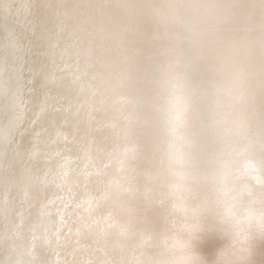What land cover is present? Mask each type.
<instances>
[{"label": "bare ground", "instance_id": "obj_1", "mask_svg": "<svg viewBox=\"0 0 264 264\" xmlns=\"http://www.w3.org/2000/svg\"><path fill=\"white\" fill-rule=\"evenodd\" d=\"M15 1L16 2L14 6H16V9H14L12 12H8L4 10L3 1L0 0V29L2 30L0 31V53H1L0 59H2L4 62L6 61L9 62L10 60H12L11 64L15 65L12 68L9 67L8 72L5 71L7 73L5 78L4 77L0 78V190H1L0 191V208H1L0 215L4 211H6V208L11 210V212H9L10 213L9 218L17 212L16 202H18L17 198H19L18 194H20L19 187H21V185L24 183L23 181L25 180L23 179L22 176L28 173H31V177L29 178L32 182H30L31 184L29 185V192L26 191L28 193L27 194L28 199L25 201L24 200L25 198H23L24 202L21 203V205L22 206L24 205L25 211H26L25 206L28 208V210L31 212L29 216L33 217V219L32 218L29 219V217H28L29 221L27 220L26 217H25L26 221L22 219L23 223L27 221H28L27 223H29L30 230L26 231L29 234V236L25 237L26 235V232H25L24 236H18L16 237L15 241L13 242L9 241V243L7 244H9L10 247H12V245L15 246L14 249H16L17 253L22 254V255H27V256L29 255L30 257H32V262H34V260L39 261V264H63V263L65 264H103V261L105 260V258L110 260L111 262L113 256L110 259H109V256L105 258L101 257L100 259L99 252L98 254H95V249L104 247V245L102 244V239L104 238H103V235L102 237L100 235V233L102 232L99 233L98 231L100 228H98L97 230L98 232H95L96 230H94L99 225V223H97L98 220L102 218V215H101L102 211L99 210L101 209L99 207H98L99 209L98 208L96 209H98L100 212L96 213L95 211H93L94 208H92L93 210L92 209L91 210L95 213V215L92 211H91L92 214L90 213L91 217L88 215L89 218L86 221L88 222L90 221L92 224L91 225L89 224L91 226V229L90 230L88 229L87 231H91V232L89 234L87 233L88 235L86 234L87 236H85V238H84V234H85L84 232L86 230L82 232L84 233L82 235L81 231L83 230V227L81 230L79 226L80 224L79 223L75 224L77 221L73 223L71 221H74V220H71L69 223H72V224L71 225L68 224V227H66L67 232H68L69 226H71L70 230H72L73 233L69 231L70 232L69 234L72 235L75 232H77V229L75 231L73 229L79 226L80 229H78V232L79 230H81L80 234L83 238L81 237L79 238L80 241L79 240L77 241L73 237L74 239L71 238L70 242L67 241V238H66L64 239V242H66V244L64 246L61 244L62 247L60 246L61 239L60 241H58L57 239L58 233L56 232V230H59L57 229L59 227V225H57L59 222L58 220L62 218V215L68 216L67 210L65 211L64 209L65 205H67V203L70 204V202L71 204H73L74 202L79 201V199L83 198L84 195L87 194L86 193L87 191L85 190L84 192L85 194L81 193L77 197L70 198V199L65 197L69 201H64L65 200L64 198L63 200L58 197L63 192L62 191L63 190L62 189L63 180L61 176V172H62L61 167L64 168L66 164H70L66 162V159H67L66 157H69V155L67 154L72 153L75 156L77 155L78 156L77 159H79L78 161H80L82 164L85 163L86 157L89 156V154H91L92 159L93 158L96 159L95 162L96 161L99 162V160H97V157H99V158H102V160L103 158H107L105 160H108V161H109L108 158H110L111 161L113 159V161H115L114 163H116L118 162L116 161L118 160L116 159V157H118L119 155L123 156L124 154L129 155V157L131 158L133 155L135 158H138L139 153L137 154L134 153L133 149L136 150V148L140 145L137 143V141H139L141 137H144V130H145V124H146L145 122L147 120L148 121L155 120V117L150 116V113L154 112L153 108L152 109L149 108L150 106L147 104V102H149V104L152 103L153 106L154 104L158 105L159 102L162 103V104L159 103V106L165 109V114H164L165 118L167 120L170 119L171 121H174L175 118H173V115L169 117V114H174L173 112L171 113L170 106L172 104L174 106L176 103L182 101V98H178V101H175L176 100L175 97L183 96L182 94L183 92L189 93V91H191L190 92L191 97H194L196 95V92L199 91L200 87H202V90L204 89L203 86H206L208 90L207 93L205 94L206 98L204 99L203 97H200V93H202V91L198 92L199 96L197 98L200 97L201 99L205 101L204 102L202 100L204 103L201 102L200 103L201 105L203 104L204 106L205 103H209L206 105L210 107L213 106L211 108V113L215 109L220 110V113L222 114V116H219L220 119H217V125H219L218 127L220 129L223 125L225 126V125L231 124L232 120H234V123H236L238 121L237 116L240 112L244 113L245 117L247 116L244 119L242 117L239 118L238 123L240 125L245 124L246 126L247 122L249 121L259 120V117H261V115H263L264 113V103H263L264 93L254 94L253 93L255 92L254 89L250 88L249 86H246V82L251 81L252 75L254 74L255 67L251 61L253 58H255V53H256L255 48H257V45H258L257 43L258 39L257 38L255 39V37L253 36V32L251 33L250 29H252L253 27V25L251 24L255 23L254 24L255 26H259L258 24L260 23L259 21L261 22L263 21L262 18H263L264 10L262 11V8H264V5L258 4L259 2H256L255 0H208V1L206 0L207 3L205 0H173L174 5L171 3H168V6L171 9L157 11V16H154L155 18L157 17V19H159L162 22L163 21L169 22L168 21L169 19H174L173 22H176L175 25L178 26L180 23V20H179L180 17L182 19V23H184L183 21L186 20V17H183V11L180 10V8H184V9L192 8V6L199 5L200 3H202L201 7L203 8L205 4L206 10L203 13L204 17L201 16L203 18H199V20L196 22V25L200 27L199 29L202 31L201 33L204 36L209 35L211 32L210 27L209 26L206 27L205 22L212 23L214 21H217L221 17L220 13L223 11V16L224 18L229 20L230 26L228 25L229 28L227 29L217 28L214 31L216 32V38H219L221 35L226 36L225 41L229 44L227 45V48H229V50H226L224 55H222L223 57L220 60V63L217 58L215 59L218 61L217 64L219 65V69L221 70H218V69L216 70L215 68L213 69L214 70L213 72V70H211L212 69L211 67L206 69L200 60L196 58L194 59L192 56H189L190 54H186V52L184 51L185 49L182 50L185 47V43L183 44H180V42L177 43L178 49H179L178 51H180V56H184L185 58L184 59L185 62L183 64V67L185 68H181L182 70L179 69L178 71L173 70V67L169 63L170 59L168 57V54L166 53L167 47L166 46L163 47V45L165 44V41L163 39L160 40L161 47L158 44L160 48L155 46L156 50L152 47H147L146 49V46H148V44L150 43H148L147 45H145V43H142V40H145V38L144 39L141 38L139 31H135L136 29L135 30L133 29V31L131 32L130 29H128L130 26H126L125 24L123 25L122 23H118L119 20H118V17H116L117 15L115 13H118L120 9L119 2L121 3V0H15ZM87 2H88V6L92 4H96L98 6L99 4V7H100V8L98 7L99 10L94 11L93 7L87 6ZM146 2L148 1L135 0V2L132 1L130 5L132 7V10L137 13V10L139 7L143 11H145ZM149 4L151 5L150 2ZM95 9H96V6H95ZM132 10L129 9L130 14H133ZM143 14L144 12H141L139 16H142ZM255 14L257 16L256 18H255ZM176 15H179L180 17ZM172 16H174V18ZM112 18H114L115 20L113 21ZM132 19L133 18H130V20ZM134 20L135 22L142 21L139 19H134ZM191 20L195 23V18ZM137 27L138 25L135 28ZM146 28L150 30L158 29L157 27H149V26H147ZM241 29H243L241 31L242 46L236 47L238 45H241V41L238 36V31H240ZM180 30L181 31L179 32H183L182 34L183 37H186V40L188 39V42L192 43L191 46H193L194 43H196V41L193 38L194 35L185 36L184 35L185 29L180 28ZM124 31H126L127 34L124 33ZM128 32L130 35L128 34ZM3 33L5 34L3 35ZM119 34L120 35L122 34L123 36L128 38L126 39L123 37L124 40L126 39V42H125L126 50H125L124 43L120 39H118V37L120 36ZM163 36H166L165 32ZM233 37H234V40L236 38L237 41L238 39L239 41L234 43V40H232ZM167 38L168 37H164V39H167ZM127 44L129 45V48L127 47ZM138 46L140 47L145 46V47L144 49H142V48H139ZM18 49L20 50V52ZM39 50H40V54L44 53L43 56L44 58L46 57V59L44 60L45 63L42 64V61H39V63L41 62L40 65L38 61L36 62V59L40 60V57H39L40 55L38 54ZM145 51L147 52L148 56L149 54L158 56V57L151 58L152 59L151 62L161 65V69H163L164 71L159 72V75L151 73V72H154V70L153 71H150V70L152 69L157 70V68H151L150 65L147 63L148 57L146 55H145L147 57L146 59L143 57V55L145 54ZM191 61H193L192 66H190ZM37 63L39 65L38 67L39 70L42 69V67L44 70L46 68L45 74L48 73L50 75L51 72H54L55 74L60 73L64 77V79L66 78V81H67L66 83L68 85L65 83V81L64 83L65 85H67L68 88L66 89L64 87L65 89L64 95H61L60 93L58 94L61 96V98H59V103H61L60 105L62 108L59 107L60 106L59 104H58V107L63 109L62 111L63 114L65 113V111L66 112L70 111L71 114H75L74 117L72 115V117L74 118L73 121L75 123L72 124L71 126L69 125L68 127H64L63 125V127H61L62 129L58 127L59 128L58 132H57L58 129H56V132L54 130L55 134H57V136H55L54 139H57V138L60 139L59 143L57 142V140L52 142L53 140L52 132L53 131L48 132L50 127L47 128L48 130L45 129L49 133L48 134L46 132L48 135L44 132V130L41 131L43 127L41 130L39 127L38 131L42 132L40 136L41 138L43 137L41 139L39 138V136H37L39 141L41 139L40 144L37 147H34L35 150L28 149L31 152H28V153L25 152L26 153L25 154L24 151H25V148H27V144H28L26 143V145H24L26 140L21 138L20 142L16 141L15 139L11 141L8 138L7 134L9 135L10 131H15V130L18 132V130L24 129V126L29 127L31 123L30 118L35 115V111H34L35 107L38 106L39 104L41 106L43 102V101L41 102L37 100L38 97L36 98V96L41 95L42 92L40 91V89L42 88H40V86L38 87L37 84L36 86L35 84H32L33 81L31 82L29 78V76L31 75L30 74L31 72L28 73V69L31 68L30 70H32L33 64H34V67H36ZM162 64H164V68ZM7 65L9 66L8 63L6 64V66ZM210 65H214V64L211 63ZM20 66H22V68ZM201 67L204 69H200ZM38 68L36 72H38ZM43 69L41 72L39 71L40 72L39 75H41V73L44 72ZM96 70H98L99 72L97 71L98 72L97 73ZM141 72L144 75L143 79H142ZM208 72L210 74L207 75ZM198 73L200 74V77H197ZM147 75H149V77ZM146 78H149V79H146ZM36 79L38 80V78ZM149 80H152V82L154 83V86H156L155 88H157V86L160 87L156 89L157 91L155 90L156 91L155 93L158 94V96L155 97V99L151 97V93L153 90L151 91L149 88L150 86H148V84L150 83ZM219 80H221L222 83ZM38 81H40V76H39ZM142 81L145 83V85L142 84ZM40 83L41 81L39 82V84ZM184 83L186 84V86L183 89L180 87V85H183ZM179 87L182 90L181 92H180ZM54 89H55V86H54ZM188 93L184 95H188ZM52 95L54 94H51V96ZM227 96L228 98L229 96H233L234 99L237 100L236 102L237 108L233 107V109H231V105L228 102ZM24 97L26 99L27 98L30 99L29 103H27L28 105V107L26 108L27 110L25 109V103L23 102V99L24 101H26ZM53 99H51V101ZM54 102H56V100ZM54 102L52 103V106L53 104H55L54 106H56L57 102L56 103ZM194 107L195 106H193V108ZM47 108H50V107H47ZM51 114L49 112L47 113V115H50V116ZM63 114H61V116ZM65 116H69V115H65ZM214 118H217V117H214ZM40 120L42 121L41 118ZM44 122H46L45 119H44ZM49 122H46V123L49 124ZM53 123L57 125V123H55L54 121ZM48 124L47 126H50V124L49 125ZM54 124L51 126H54ZM176 128L177 127H175V129ZM173 130H174V125L172 127V131ZM146 133H149L148 129H146L145 131V136H146ZM256 133L257 131L252 132L251 134L255 136ZM44 134H46L45 137H44ZM60 134H61V137H60ZM15 138H16V135H15ZM161 139L163 142L165 141V139L163 138ZM181 143L182 142H180V144ZM4 147H5V151H4ZM173 149H175V147L172 148V150ZM191 149H192V144H191ZM191 149L188 152L189 154L191 153ZM127 150H129V152ZM162 150L163 149L160 150L159 145L156 144V151L163 157L161 158L162 163L167 164L168 163L167 156L169 152L165 154ZM183 150L186 151L184 148ZM72 154H71V158L73 159L74 157H72ZM125 156L123 157L125 158ZM161 156L158 157V154L153 155V156L151 154L150 156V154L147 152L143 154V160L146 159L145 164L146 166H148L150 165V162L148 163L149 158H154L157 161H159ZM22 157H25V159L22 160L23 162L22 163L18 162L20 159H23ZM190 157L191 156H188V158ZM184 158L187 160L185 156ZM72 159L69 160L71 161V163L74 159L76 161V158H74L73 160ZM92 159L91 161H94ZM181 159H183V157ZM124 160L125 159H123L122 162ZM89 162L90 160H88L87 163L89 164ZM110 162H109V165H110ZM120 162H121V159L118 162V164ZM250 162H253V161L250 160ZM106 163L104 164V169H105ZM124 163H126V161ZM223 163L224 164H222V161H221L219 166L223 167L222 168L223 171H227L226 173L223 174L224 175L223 177L226 181H228L230 178L228 174V164H226V158L224 159ZM75 164L78 165L77 163ZM259 164L261 163L259 162ZM74 165H72V167ZM120 165L122 166V163L119 164V166ZM113 166H110V167L112 168ZM143 166H144L143 168H145V165ZM253 166L254 165H252V167ZM78 167H81V165H78L77 168ZM94 167L95 166H93V168ZM100 167L102 166L100 165ZM117 167L118 165L116 166V168ZM125 167L127 168L128 165H126ZM74 168L76 167H73V170L75 172L76 170ZM111 168H109L110 171H106L108 173L111 172V174L109 175H112ZM31 170L32 172L34 171V173L30 172ZM114 170L117 171L116 169L113 168V171ZM100 171H104V170L100 169ZM142 171L144 170L142 169ZM35 172H37V174ZM86 172L89 173V170ZM97 172H99V170ZM117 172H119V170ZM124 173H122V175H125ZM128 173L127 175L129 176H130V173L133 174L132 171L129 174ZM87 175H90V174H87ZM122 175H119L118 178L121 176L120 178L123 179ZM82 176H80V178ZM92 176L91 177L88 176L90 178L86 176V178L90 180L93 178ZM107 176L108 175H106V177ZM141 176L143 177V175ZM114 177H115V174L113 178ZM82 178H81V181H83ZM84 178H85V174H84ZM116 178H117V175H116ZM97 179L96 181L98 180L100 181V179L98 180ZM108 179L106 180L107 183H109L110 180L113 181L112 179L110 180ZM132 179L131 181L132 183H134L135 181L133 182ZM86 180L87 179L83 181L84 183L82 182L81 183L84 184L83 188L88 190V188L86 187L87 185H85L87 183ZM78 181L80 180L78 179ZM123 181L125 180L123 179L122 182ZM142 181L143 180H141V182ZM73 182L74 180L72 181V183ZM79 184L80 183L78 182V185ZM93 184L92 185L89 184L90 187L91 186L93 187ZM79 187L80 185L77 186V188ZM91 188L89 190H92ZM98 188H101V187H98ZM112 188H115V187H111L110 189ZM143 189L144 188H142V191H145V189L144 190ZM97 190L94 191L96 194H97ZM82 191L84 190H81L80 192ZM102 193L104 195V191ZM21 194L23 195V193ZM96 194L95 196H94V193L92 194L94 198L96 197ZM92 195L89 197H91L93 200L92 202H94L96 198L93 199ZM103 195H102V198H103ZM80 201L82 202L83 200H80ZM80 201L79 203H81ZM77 205L78 203L76 204V206ZM71 206L73 207V205H70V207ZM91 206H93V203ZM97 206H99V204ZM93 207H95V204ZM79 208L81 209V206ZM72 210H71V213H72ZM82 212H85V209ZM64 213L67 215H65ZM78 214H79V211L77 215ZM72 217H75V216H72ZM18 218L19 217L17 216L16 220ZM20 218L22 217L20 216ZM10 220L11 218L6 220L5 223L0 221L2 222V226H1L2 228L0 227V246L4 245L5 238L6 240L9 238L10 231L16 228L14 225L13 226L15 228H12V229L8 228L10 227L9 226ZM96 224L98 225L96 226ZM82 225H83V222H82ZM94 225L96 226L95 228H94ZM92 227L94 229H92ZM87 228L88 227H86V229ZM84 229H85V226H84ZM23 231H25V229ZM60 231L64 233L62 230ZM35 234H37V237L38 235L42 236L41 243L39 242L36 243L34 240L35 237H33V239L30 238L32 235L35 236ZM77 234L78 233H76L75 235L77 236ZM60 236L67 237V235H60ZM7 247L8 246H6V248ZM10 247H8V249ZM30 248L31 249L33 248L35 250L34 254L30 253L31 252L29 251ZM64 250H66L67 252H65ZM8 260L9 259L7 256V249H6V257H4V263L8 264Z\"/></svg>", "mask_w": 264, "mask_h": 264}, {"label": "rangeland", "instance_id": "obj_2", "mask_svg": "<svg viewBox=\"0 0 264 264\" xmlns=\"http://www.w3.org/2000/svg\"><path fill=\"white\" fill-rule=\"evenodd\" d=\"M2 1L4 4V10L5 11L12 12L14 9H16V6H14L15 2H16L15 0H2ZM132 1L135 2V0H121V3L119 2L120 9H119L118 13H115L117 15L116 17H118V20H119L118 23H122L123 25L125 24L126 26H130L128 29H130L131 32L133 31V29L134 30L136 29L135 31H139L141 38L142 39L145 38V40H146V42H145V40H142V43H145V45L150 43V44H148V46H146V49H147V47H152L155 49L156 48L155 46L160 48L161 47L160 40L163 39L165 41V44L163 45V47L164 46L167 47L166 53L168 54V57L170 59L169 63L173 67V70L178 71L181 68H185V67H183V64L185 62L184 61L185 58H184V56H180V51H178L179 50L178 44H177L178 42H180V44L185 43L186 48L184 47L182 50L185 49L184 51L186 52V54H190L189 56H192L194 59L196 58V59L200 60L206 69L211 67L212 68L211 70H213L215 68H216V70L217 69L221 70V69H219V65L217 64L218 61L215 59L217 58L219 60V63H220V60L223 57L222 55H224L226 50H229V48H227V45H229V44L225 41L226 36H224V35H221L219 38H216V32L214 30L217 28L227 29L230 26L229 20L224 18V16H223V11L220 13L221 19L219 18L217 21H214L212 23L211 22H205L206 27L209 26L211 29L210 30L211 32L209 35L204 36L201 33L202 31L199 29L200 27L198 25H196V22L199 20V18L204 17L203 13L206 10L205 4H204L203 8L201 7L202 3H200L199 5H196V6H192V8H187V9L180 8V10L183 11V17H186V20L183 21L184 23H182L181 17L179 15H176V16L180 17L179 18L180 23L177 26V25H175L176 22H173L174 19H169L168 20L169 22H164V21L162 22L159 19H157V17L156 18L154 17V16H157V11H161V10H165V9H171L168 6V3H171L174 5L173 0H146L148 2H146L145 11H143L139 7L137 10V13L132 10V7L130 5V3ZM207 1H206V3H207ZM255 1L259 2L258 4H260V5H264V0H255ZM149 2L151 3L152 6L149 4ZM87 6H88V2H87ZM95 6H96V9H95ZM88 7H93L94 11L95 10L98 11L100 8L99 4H98V6L96 4H92ZM129 9L132 10L133 14H130ZM263 10H264V8H262V11ZM140 11L144 12V14L142 16H139L141 14ZM190 13H191V15H190ZM201 16H203V17H201ZM172 17L174 18V16H172ZM256 17L257 16L255 14V18ZM130 18H133V19L130 20ZM193 18H195V23L191 20ZM112 19H113V21L115 20L114 18H112ZM134 19H139L142 21L135 22ZM262 20H263L262 22L259 21L260 23L256 22L259 24V26H255L254 25L255 23L251 24V25H253V27H252V29H250L251 33L253 32V36L255 37V39L256 38L258 39V42H257L258 43V45H257L258 49L255 48V50H256L255 58H253L251 61L255 67L254 74L252 75V80L246 82V86H249L250 88L254 89V91H255V92H253L254 94L264 93V11H263ZM137 25H138V27L135 28ZM147 26L157 27L158 29L150 30V29L146 28ZM24 27H25V25H24ZM179 27L182 29H185V31H184L185 36L194 35L193 38L196 41V43H194L193 46H191L192 43L188 42V39L186 40V37H183V35H182L183 32H179V31H181ZM242 30L243 29L238 31V36H239V39L241 41V45H238L236 47L242 46V35H241ZM164 32H165L166 36H163ZM124 33L127 34L126 31H124ZM122 34L121 35L119 34L120 36L118 37V39H120L124 43L125 50H126L125 42H126V39H128V38L123 36ZM128 34H129V32H128ZM123 37L126 39L124 40ZM164 37H168V38L164 39ZM239 39H238V41H239ZM232 40H234V37L232 38ZM238 41L235 38L234 43L238 42ZM128 44H129V42H128ZM128 44H127V47L129 48ZM158 44L160 45V47ZM138 47L144 49L145 46H143V47L138 46ZM19 52H20V50H19ZM38 54L40 55L39 56L40 60L36 59V62L38 61V63H39V61H42V64L45 63L44 60L46 59V57L44 58V56H43L44 53L40 54V50H39ZM145 55L148 57L147 63L150 65V67L151 68H157V70L156 69L150 70V71L154 70V72H151L152 74L154 73V74L159 75V72L164 71L163 69H161L160 64H155L154 62L153 63L151 62L152 61L151 58L158 57V56H155L152 54L151 55L149 54V56H148L146 51H145V54L143 55V57L146 59L147 57ZM19 57H21V56H19ZM75 58H76V56H75ZM193 58H191V59H193ZM214 61L216 64L214 63ZM33 63H35V62H33ZM38 63L36 64L37 65L36 67H34V64H33L32 70H30L31 68L28 69V73L31 72L30 73L31 75L29 76V78H30L31 82L33 81L32 84H35V86L37 84L38 87L40 86V88H42V89H40V91L42 92L41 95L36 96V98L38 97L37 100H39L41 102L43 101V102H42L41 106L39 104L38 106H36L37 108L35 107L34 111H35L36 116L34 115L30 118L31 123H30L29 127L24 126V129H20V130H18V132L15 130V131H10L9 135L7 134L8 138L11 141L15 139L16 141L20 142L21 138L26 140L24 145H26V143H28V144H27V148H25L24 153L25 152L26 153L31 152L28 149H34V147H37L40 144V141L43 137L41 138V136H40L42 132L38 131L39 127H40V130L43 127V129L41 131L44 130L45 133L47 132L48 127H50L48 132H51V131L54 132V130L56 132V129H58L57 130V132H58L59 128L63 127V125H64V127H68L69 125L71 126L72 124L75 123L73 121L74 120L73 117L75 116V114H71L70 111L66 112L64 109L65 113H67V114H65V113L64 114L69 115V116H65L62 112L63 109H61L62 108L60 105L61 103H59V98H61V96L58 94L60 93L61 95H64V92H65L64 87L66 89L68 88L67 87L68 84L66 83L67 82L66 78L64 79V77L60 73H56L57 76L54 72H51L50 75L48 73L45 74L46 68L44 70L43 67H42V69L44 70V72L41 73L42 76L39 75L40 72L42 71V69L39 70L38 67L41 64V62L39 63V65H38ZM211 63H213L214 65H210ZM4 64H5V62L2 59H0V78H2V77L5 78V76L7 75V73L5 72V71H7L6 67L2 66ZM192 64H193V61H191L190 66H192ZM97 65H99V64H97ZM162 66L164 68V64H162ZM20 67L22 68V66H20ZM45 67H46V65H45ZM37 68H38V72H36ZM200 69H204V68L201 67ZM259 69H261V70H259ZM3 71H4V73H3ZM97 71L98 70H96V72ZM213 72H214V70H213ZM52 74H53V76H52ZM141 74H142V79H143L144 75L142 72H141ZM208 74H210V73L208 72L207 75ZM39 76H40V81L42 84L41 83L39 84V82H40V81H38ZM147 76L149 77V75H147ZM41 77H42V79H41ZM197 77H200L199 73H198ZM36 78H38V80ZM146 79H149V78H146ZM59 80H61V81H59ZM152 80H149L150 83L148 84V86H150L149 88L151 91L153 90L151 93V97L153 99H155V97L158 96V94H156L155 92L157 91L156 89L159 86H157V88H155L156 86H154V83L152 82ZM64 81L67 85H65ZM219 81L221 82V80H219ZM142 84L145 85V83L143 81H142ZM54 86H55V89H54ZM185 86H186L185 83L183 85H180V87L183 89L185 88ZM180 87H179V89L181 92L182 90ZM203 87H204V89L202 90V87H200L198 92L202 91V93H200V97H203L205 99L206 98L205 94L207 93L208 90H207L206 86H203ZM57 89H59V90H57ZM190 92L191 91H189V93L187 92L188 95H184L187 93L183 92L182 93L183 96H176L175 101H178V98H182V101H181L182 103L178 102L174 106H173V104L170 106L171 113L173 112L174 114H169V117H171V115H173V118H175L176 121L175 120L171 121L170 119H169L170 120L169 121L165 118V116H164L165 109L163 107L159 106L160 102L158 103V105L154 104V106L152 105V103L149 104V102H147V104L150 106L149 108H151V109L153 108L154 112L150 113V116L155 117V120H149V121L147 120L145 122L146 124H145V130H144V137H141L140 140L137 141V143L140 145L136 148V150L133 149L134 153H136V154L139 153L138 158H135L134 155L131 158L127 154L123 155V156L127 155V156H125V158L122 155H119L118 157H116V159H118L116 161H118V162L121 159V162L119 164L122 163V166L120 165L122 168L119 166L118 162H116L118 165V167L116 168L117 165H116V163H114L115 161H113V159L111 161L110 158H108L109 159V161H108V160H105L107 158H103V160H102V158H99L96 156L97 160H99V162H100L99 163L97 161L95 162L96 159H94V158L92 159L91 154H89V156L86 157L85 163L82 164L80 161H78L79 159H77L78 158L77 155L75 156L72 153L67 154V155H69V157H66L67 158L66 162H68L70 164H66V166H64V168L61 167L63 169V170L61 169V171H62L61 176H62V180H63V183H62V187H63L62 191L63 192L58 197L60 199L64 198L65 199V200L63 199L64 201H69L65 197H67L69 199L77 197L81 193L83 194L85 192V190L87 191L86 192L87 196L84 195L85 199H84V197L79 199V201L83 200L82 202L80 201L81 203H79V201H76L78 203L77 206H76V204H77L76 202H74L73 204H71V202H70V204L67 203V205H65L64 209H65V211L67 210L68 216L72 215L75 217H72V216L68 217V216L62 215V218L60 220H58L59 222L57 225H59V227L57 229H59V230H56V232L58 233V235H57L58 241H60V239H61V242H60L61 247H62V245L64 246L66 244V242H64V239H66V238H67V241H69V242L71 241V238H73V237L75 238V240L78 241L79 238L82 237L81 234L83 235L84 233H85L84 234V238H85V236H87L91 232V231H87L88 229L89 230L91 229L90 225L92 224L90 221L89 222L86 221L89 218L88 215L90 216L93 211H95L96 213L102 211V213H101L102 218H100L97 222V223H99V225L96 224V226L98 225L99 227L97 226V228L94 229L96 227L94 225V228L92 227V229L96 230L95 232H98V231H99V233L102 232V233H100V235H101V237L103 235L104 239H102V238H100V239H102V244L104 245V247H100V248L95 249V254H98V252H99L100 259H101V257L105 258V257L109 256V259L112 256L114 257V258L112 257L111 262H110V260L105 258V260L103 261V264H111V263L112 264H168V262L173 258L174 254L176 252V246H177L178 242L188 240L190 238V231H191L192 225H198L201 228L200 240L196 243V250L201 254V258L198 261V264H264V239L254 240L251 244H246V243H242L240 240H237L233 235L234 231L243 232V230H244L245 233L253 231L252 229H250L246 226L245 217L249 216L250 214L257 213V212L264 213V113H263V115H261V117H259V120L249 121V122H247V124L245 126V124L240 125L238 123L240 117H242L243 119L247 117V116L245 117L244 113L240 112L237 116L238 121L236 123H234V120H232L231 124L225 125V126L221 125L222 127L220 129L218 127L219 125H217V119H220L219 116H222V114L220 113V110L215 109L211 113V108L213 106L210 107V106L206 105L209 103H205L204 106H203V104L201 105L200 103L203 102L204 100L201 99L200 97H199L200 99L197 98L199 96L198 92H196V95L194 97H191ZM51 94H54L56 96H54V95L51 96ZM184 96H185V98H184ZM53 98H55V99H53ZM51 99H53V100L51 101ZM227 99H228L229 104L231 105V109H233V107L237 108V103H236L237 100L234 99L233 96H229V98L227 96ZM29 100H30L29 98H27L26 101H24V99H23V102L25 103V109L28 107L27 103H29ZM55 100H56L57 104H56V106H54L55 104H53V106H52V103ZM56 102H54V103H56ZM263 103H264V100H263ZM58 104L60 105L59 107H61V108L58 107ZM160 104H162V103H160ZM193 106H195V107L193 108ZM47 107H50V108H47ZM55 111H57V112H55ZM148 111H149V109H148ZM48 112L50 114L52 113L51 116L47 115ZM61 114H63L66 117V119L63 115L61 116ZM72 115H73V117H72ZM33 117H34V119H33ZM63 117H64V119H63ZM69 117H70V119H69ZM163 117H164V119H163ZM214 117H217V118H214ZM40 118L42 119V121L40 120ZM48 118L51 120H49ZM52 118H54V119H52ZM187 118H188V120H187ZM44 119L46 122H49V121L51 122V123L49 122L50 126H47L48 123L44 122ZM53 121L55 123H57V125L54 124ZM35 122H36V124H35ZM39 122H40V124H39ZM61 123H62V125H61ZM53 124L55 127L51 126ZM171 124H172V126H171ZM173 125H174V130L172 131ZM169 126H171V127H169ZM175 127H177V128L175 129ZM45 129H47V130H45ZM146 129H148L149 133H146V136H145ZM237 130H238V132H237ZM251 131L252 132L257 131L255 136H253L251 134L252 133ZM53 132H52V139L53 140L51 139L52 142L57 140V142L59 143L60 139H58V138L54 139L55 136H57V134H55V132L53 134ZM38 133H39V135H38ZM46 134H44V137L46 136ZM15 135H16V138H15ZM37 136H39V138H41L40 141H39ZM60 137H61V134H60ZM161 138L165 139V141L163 142ZM174 142H176L177 144ZM180 142H182V143L180 144ZM31 143H33V144H31ZM156 144L159 145L160 150L163 149L162 151L165 154L169 152V154L167 156L168 159L166 158L167 162H168L167 164L162 163L161 158H163V157L156 151ZM191 144H192V149H191ZM174 147H175V149L172 150V148H174ZM183 148L186 151H184ZM190 149H191V153L189 154L188 152L190 151ZM4 151H5V147H4ZM127 151L129 152V150H127ZM127 151H125V152H127ZM172 151H174V152H172ZM147 152L150 154V156H151V154H152V156L158 154V157L161 156L160 160L157 161L154 158H149L148 163L150 162V165L146 166V164H145L146 159L143 160V154H145ZM71 154H72V157L76 158V161L74 158H73L74 160L71 158ZM26 156H28V155H26ZM174 156H175V158H174ZM184 156L187 158V160L184 158ZM188 156H191V157L188 158ZM182 157L184 160L181 159ZM22 158L23 159H20L18 162L22 163L23 162L22 160H24L25 157H22ZM87 158H89V159H87ZM222 158H224V159L226 158V164H228V174H229V178H230L228 181H226L223 177L224 176L223 174L226 173L227 171H223V169H222L223 167L219 166L221 161H222V164H224L223 163L224 159H222ZM71 159L74 161V163L72 161L73 164L71 163V161H69ZM91 159L94 161H91ZM123 159H125V160L122 162ZM188 159H190V160H188ZM88 160H90L89 164L87 163ZM175 160H176V162H175ZM250 160H252L253 162H250ZM103 161H105V162H103ZM125 161H126V163H124ZM109 162H110V165H109ZM259 162L261 164H259ZM75 163H77L78 165H81V167L77 168L78 165H76ZM105 163H106V165H105V169H104ZM136 163H138V164H136ZM250 163L254 166L252 167V165ZM124 164L128 165V167L130 166L129 167L130 169L128 167L126 168L125 167L126 165H124ZM131 164H133V165H131ZM72 165H74L73 167L77 168V169L74 168L76 170L75 172L73 170ZM100 165L102 167H100ZM143 165H145V168H143L144 167ZM70 166H71V168H70ZM93 166H95V167L93 168ZM110 166H113V167L111 168ZM96 168H97V170H96ZM109 168H111L112 175H109V174H111V172H109V173L106 172V171H110ZM113 168L116 169L117 171L119 170V172H117L115 170L113 171ZM119 168H121V169H119ZM152 168L154 171L152 170ZM100 169L104 170V171H100ZM122 169H124V170H122ZM142 169L144 171H142ZM88 170H89V173L86 172ZM98 170H99V172H97ZM172 170H174V171H172ZM131 171L133 172L134 175L132 173H130ZM30 172H32V170ZM102 172H104V173H102ZM124 172H126V173H124ZM128 172L130 173V176L127 175ZM143 172H144V174H143ZM32 173H34V171ZM35 173L37 174V172H35ZM95 173H97V174H95ZM117 173L119 175H122V173H124L125 175H122V176L126 182L125 181L122 182L123 179L120 178L121 176L118 178L119 175ZM137 173L138 174L141 173V174L138 175ZM84 174H85V178H84ZM87 174H90V175H87ZM114 174H115V177L113 178ZM68 175H70V176H68ZM106 175H108V176L106 177ZM116 175H117V178H116ZM141 175H143V177ZM80 176H82L84 178L83 179L81 177L83 181H85V179H87L86 180L87 183L85 182L86 183L85 185H87L86 187L88 188V190L83 188L84 184H82V183H84V182L81 181ZM86 176L87 177L92 176L93 178L90 179L91 180L90 181L88 179L90 177L86 178ZM128 176L130 179L128 178ZM22 177L25 180L23 181L24 183L19 188H20V194L23 193V195L21 194V196H22L21 197L20 194H18L19 198H17L18 202H16L17 212L15 214H13L14 216L12 215L10 217L12 221L10 220V225H9L10 227H8L9 229H12L15 227L16 228L13 229L12 231H10L9 238L7 240L5 238L4 239V245L0 246V264H5L4 263V257H6V249H7V256L9 259L8 264H31V262H32V257H30L29 255H28L29 256L28 257L27 255H22V254L17 253L16 249H14L15 246L12 245V247H10L9 244H7V243H9V241H11V242L15 241L16 237H18V236H24L25 232L30 230L29 223H27L29 221L28 217H29V219L30 218L33 219V217L29 216L31 212L28 210V208L25 206V209H26V211H25L24 205L23 206L21 205V203L24 202L23 198H25L24 199L25 201L28 199V196H27L28 193L27 192H29V185L31 184L30 182H32L29 178V177H31V173H28ZM97 178L100 179V181ZM132 178H134V179H132ZM78 179L80 181H78ZM96 179L100 183L98 181H96ZM107 179L108 180L112 179L114 182L110 180L109 183H107V181H106ZM128 179H129V181H128ZM131 179L133 180V182L134 181L135 182L132 183ZM73 180H74V182L72 183ZM88 180L92 183H90ZM104 180L106 181V183ZM141 180H143V181L141 182ZM77 181L80 183L79 188H77V186H79ZM115 183L117 184V186ZM135 183H136V185H137V183H138V185L139 184L140 185L136 186ZM89 184L90 185L93 184V187L91 186L92 187L91 188ZM105 184H106V186H105ZM88 185H89V187H88ZM97 186L101 187V188H98ZM95 187H96V189H95ZM111 187H115V188L110 189ZM81 188H83V189H81ZM90 188L92 190H89ZM97 188L99 191L97 190ZM142 188H144L145 191H142ZM64 189H66V190H64ZM77 189H79L80 191L81 190H84V191L80 192ZM104 189L106 190V192ZM107 189H108V191H107ZM95 190H97V194L94 192ZM124 190H125V192H124ZM101 191L102 192L104 191V195L106 197L103 195V193ZM88 193H89V195H88ZM93 193H94V196L96 194V197H95L96 199L92 195ZM90 194L92 195L93 199H95L94 202H92L93 201L92 198L89 197V196H91ZM102 195H103V198H102ZM116 197H118V198H116ZM89 198H91V199H89ZM17 199H16V201H17ZM98 199H99V201H98ZM84 200H85V202H84ZM89 200H91V201H89ZM83 202H84V204H83ZM87 202H88V204H87ZM89 203H91V204H89ZM92 203H93V206L95 204V207L91 206ZM98 204H99V206H97ZM70 205H73L75 210L73 209L72 206L70 207ZM87 205H88V207H87ZM80 206H81V209L79 208ZM90 206H91V208H90ZM69 207L71 208V210L73 209L72 213H71V210ZM98 207L101 209H99ZM92 208H94V210ZM96 208H98L100 211ZM84 209H85V212H82V211H84ZM86 210H88L89 212ZM78 211H79V214H78L79 217L77 215ZM9 212H11V210L6 208V211H4L0 215V221L5 223L6 220L10 219L9 218V216H10ZM87 213H89V214H87ZM67 214H65V215H67ZM85 215H87V216H85ZM94 215H95V213H94ZM17 216L19 217L18 218L19 220L18 219L16 220ZM20 216L22 218H20ZM23 217L24 218L26 217L28 221L23 223V220L26 221V218L24 219ZM80 217H82V218H80ZM13 218H15V219H13ZM79 218H80V220H79ZM82 219H83V221H82ZM71 220H74V221H71ZM70 221L73 223H75V221H77L75 224L79 223L81 230H82V227H83V230L82 231L79 230V232H78V229H80V228H79V226H77V228L73 229L74 231L77 229V232H75L72 235L69 234L70 232L73 233V231L70 230L71 226H69L68 232H67L66 227H68V224L69 225L72 224V223H69ZM2 222H0V224H1L0 227L2 226ZM82 222H83V225L85 224L84 225L85 229H84V226L82 225ZM11 224H12V226H11ZM21 226H22V228H21ZM86 227H88V228L86 229ZM98 228H100V229L98 230ZM24 229H25V231H23ZM60 230H62V231L64 230L63 231L64 233H62ZM84 230H86V231L84 232ZM17 231H18V233H17ZM80 231H81V234H80ZM65 232H67V233H65ZM82 232H84V233H82ZM76 233H78L79 235L77 234V236H76L75 235ZM60 235H67V237L66 236L65 237L60 236ZM27 236H29V234L26 232L25 237H27ZM33 237H35L34 240L36 243H38V242L41 243V241H42L41 237L42 236L38 235V237H37V234H35V236L32 235L30 238L33 239ZM68 238H70V239H68ZM32 239H31V241H32ZM37 239H38V241H37ZM103 241H104V243H103ZM62 242H64V243H62ZM6 246L10 247L9 248L10 250L8 249V247L6 248ZM12 251H14V252H12ZM29 251H31L30 252L31 254H34V252H35V250L33 248L32 249L30 248ZM64 251L67 252L66 250H64ZM12 253H13V255H12ZM117 257H119V258H117ZM107 261H108V263H107ZM33 263L39 264V261L34 260V262H32V264ZM63 264H65V263H63Z\"/></svg>", "mask_w": 264, "mask_h": 264}, {"label": "clouds", "instance_id": "obj_3", "mask_svg": "<svg viewBox=\"0 0 264 264\" xmlns=\"http://www.w3.org/2000/svg\"><path fill=\"white\" fill-rule=\"evenodd\" d=\"M246 226L253 231L245 233L234 231L233 235L242 243L251 244L254 240L264 239V213H254L245 217ZM201 228L198 225H192L190 238L179 241L176 246V252L168 264H198L201 254L196 250V243L200 240Z\"/></svg>", "mask_w": 264, "mask_h": 264}, {"label": "water", "instance_id": "obj_4", "mask_svg": "<svg viewBox=\"0 0 264 264\" xmlns=\"http://www.w3.org/2000/svg\"><path fill=\"white\" fill-rule=\"evenodd\" d=\"M0 31H2V30L0 29ZM4 34H5V33H3V35H4ZM11 62H12V60H10L9 62H5V64L2 65L3 67H4V66L6 67L7 72H8V70H9V67L12 68L13 66H15V65L11 64ZM7 63L9 64V66H8V65L6 66Z\"/></svg>", "mask_w": 264, "mask_h": 264}]
</instances>
